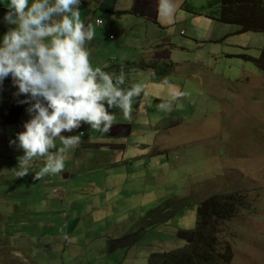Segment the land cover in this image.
Listing matches in <instances>:
<instances>
[{
	"label": "rangeland",
	"instance_id": "1",
	"mask_svg": "<svg viewBox=\"0 0 264 264\" xmlns=\"http://www.w3.org/2000/svg\"><path fill=\"white\" fill-rule=\"evenodd\" d=\"M210 1L187 0L183 11L189 20L177 21L174 29L170 27L166 35L165 31L161 32L154 26L153 21L136 13L134 3H128V0L117 4L104 0L91 8L88 0H81L79 8L81 20L94 32L93 38L86 42L93 67L111 72L113 65L123 63L126 66V61H130L129 66L137 71L139 68L135 64L142 60L146 64H158L153 75L148 71L134 74L140 80L158 81L161 91L148 102L146 100L150 96L145 94L141 107L146 105V116L141 114L138 120L144 122L145 119L151 126L144 125L140 135L134 132L125 141L129 142L125 143V151L128 157H132L137 146L134 142L147 141L146 131H151L157 124L162 131L155 129L154 138H163V144L157 149L164 150L167 155L147 149L151 156L137 158L149 162L151 181L147 179L143 183L146 187L144 194L134 198L132 212L136 216L129 222L132 226L139 223L145 229V224L161 216L169 206L170 201L163 200L183 191L184 194L179 196L181 201L189 198L191 202L190 207L178 211L168 223H161L157 229H145L144 237L150 246L147 248L138 241L135 248L144 247L153 253L182 247L184 240L190 241L193 237L191 231L195 226L196 210L202 203L214 195L241 192L248 193L244 209L223 224V235L217 237V249L225 251L229 246L232 255L226 257L230 261L227 264H264V72L253 62L260 56L264 35L241 31L233 23L210 19L209 15L219 14L220 0H216L215 5H210ZM4 7L5 0H1L0 10ZM86 10L90 11L88 15L83 12ZM146 50H160L162 53L159 59L153 53L149 62L150 55L145 54ZM155 60L158 63L152 62ZM139 84L143 85L144 81ZM10 96L13 103L20 98L14 92ZM159 99L165 107H159ZM140 102L134 99L133 103ZM163 109L167 110L166 120L160 115ZM172 110L174 112L170 115ZM115 116L126 118L121 113ZM129 129L135 131L132 126L122 124L120 132ZM85 131L87 134L84 132L83 137L93 140V145H82L81 148L77 144L67 148L63 153V168L48 179L52 184L63 182L65 186L69 182L71 190L77 188L75 193L83 201L78 204L70 203L74 199L71 196L63 204L61 200L45 195L43 192L48 191L44 187L45 182H37L34 178L32 183L18 179L15 174L21 150L0 148V264H4L1 261L4 251L13 256V260L6 264H18L14 246L21 238L45 233L67 235L64 228L59 231L61 226L54 222L62 223V217L67 215L73 228L78 214L86 207L84 202L99 198L96 194L93 195L95 197L85 196L88 200L82 198L87 184V192L97 190V193L105 194L103 191L110 189L113 182L121 180V173L112 174L115 170L124 171L119 166L121 163L103 168L92 164L100 156L97 150L105 149L113 157L115 152L110 149L111 144L122 143L126 139L124 134L114 135L109 144L99 138L97 130ZM54 143L55 148L64 147L59 137ZM89 154L93 155L92 161H88ZM45 162L44 157H33L26 175L34 174ZM32 208L36 210L31 211ZM39 208L44 211L36 213ZM116 211L119 219L120 207ZM36 219L43 221L40 226L43 229L35 228ZM2 222L8 231L1 229ZM20 222L27 225L26 230L33 233L32 236H26L15 228ZM182 231L183 237L178 235ZM69 235L76 236L74 228ZM3 243L10 244L12 248L4 247ZM134 243L135 240L130 244L126 242L122 250L127 251L117 264H144L143 259L134 255ZM139 251L143 255V250ZM40 261L37 259L38 263ZM25 264H32V261L26 260ZM152 264H156L154 259Z\"/></svg>",
	"mask_w": 264,
	"mask_h": 264
},
{
	"label": "clouds",
	"instance_id": "2",
	"mask_svg": "<svg viewBox=\"0 0 264 264\" xmlns=\"http://www.w3.org/2000/svg\"><path fill=\"white\" fill-rule=\"evenodd\" d=\"M107 1L115 3L114 0ZM159 3L161 12L169 14L172 12L173 7L170 0H159ZM80 4L81 0H5V7L0 10L3 13L0 15V25L3 26L0 31V87L3 86L5 79L10 80L15 89L14 95L23 96L16 102L27 105L25 112L28 114V119L18 125L19 131L14 135L15 139L5 143L2 142L6 136L7 127L0 126V148L21 150L22 155L18 157L17 163V175L23 176L25 179L30 176L39 179L48 177L49 179L63 168L65 150L77 144L80 147L83 145V141L87 140L83 137L84 132L86 133L85 129L88 131L97 130V133L100 134L99 138L111 144L109 142L111 137L126 133V131L122 133L120 129H116L117 123L120 126L122 124L132 126L135 131L127 130L129 136L123 137L126 139L122 143L111 144L110 149L115 152L112 153L113 157H110L105 149H93L105 154L106 157L99 162L96 161L99 156L96 157L92 166L103 168L106 165L116 166L121 163L119 166L124 169V171L115 170L112 173H121V180L110 185L111 188L107 190L109 194H98L99 198L94 199L105 198V203L102 201L105 204L104 208L90 215L84 211L79 213L73 225L76 236H70L66 232L67 227L59 228V231L64 228L67 233V235L61 233L64 237L63 242L67 246L70 243L77 246V264H84L88 257H91V264H117L118 259L110 252V248L122 250L121 247H124L126 242L130 244L133 240H135L134 249H136L138 241L143 242L147 248L150 246L149 240L144 237L146 228L153 229L150 222L145 224L146 228L144 229L139 223L132 226L129 221L136 216L132 212L134 198L144 194L146 187L143 183H146L147 179L151 181L149 162L146 159L138 160L137 158L151 156L147 149L158 150L167 155L164 150L157 149L158 145L163 144L162 136L154 138L155 133H153L155 129L162 131V128L156 124L151 131H146L147 141L134 142L137 146L132 157L126 155L125 143L129 142L125 141L134 132L142 134L144 125L145 127L151 126L145 119L144 122L138 120L139 115L145 114L146 105L141 106H143L145 97L143 91L147 82L150 81L151 84L148 95L152 100V96L161 91L158 81L145 78L140 80L134 74L148 71V74L153 75L158 64L150 65L142 60L135 64L136 68H139L137 71L133 70L134 67L129 66L130 61H126L128 63L126 66L123 63L113 65L111 72L104 71L101 67H93L86 42L93 38L94 32L90 25H86L81 20ZM183 5L184 3L180 6L182 9ZM185 5L187 6V4ZM99 22L102 23V20L99 19ZM153 53H156L155 57L159 59L162 52L146 50L145 54L150 55L149 62H151ZM122 60L125 61V59ZM152 62L158 63L157 60ZM141 81H144L143 85L139 84ZM134 99L142 102L133 103ZM148 101L147 99L146 102ZM158 104L159 107H165L162 99H159ZM140 107L141 109H139ZM114 108L119 110L115 115L121 113L126 118L116 117L112 112ZM173 112L174 110L169 114L171 115ZM160 115L166 120L167 110L163 109ZM74 132L79 134H63ZM58 137L63 148H55L54 142ZM126 156L128 159L124 160ZM33 157H44L46 162L34 174L26 175ZM68 184L70 183L68 182ZM111 191H113V198ZM43 193L53 196L56 200H61L63 204L70 197L60 193ZM183 194L184 191L170 196L172 199L164 200L170 201L169 206L165 209V215L177 210L178 207L191 204L189 198L187 201H181L179 196ZM89 195L91 194L87 193L85 196ZM85 196L82 198L86 199ZM71 197L74 199L70 203H74L73 201L77 204L83 202L79 196L73 194ZM112 204L113 209L110 210ZM118 207L123 209L119 219L115 215ZM41 211L44 209L39 208L36 213ZM158 218L160 217L153 220L161 219ZM67 222L68 225L71 224L70 218L68 219L65 215L62 217V223L61 221L54 223L62 226ZM87 222L93 223V230L92 225H87ZM42 224V220L36 219L35 228H41ZM5 227L6 224L2 222L1 229L4 230ZM93 232L99 233L94 235ZM183 233L184 231L179 232L178 235L182 236ZM25 235L32 236L33 233L28 232ZM176 249L161 252L169 254ZM139 250H143V255ZM126 251L127 249H123V255ZM150 253L151 251L148 252L143 247L136 249L134 255L143 259L144 264H152L153 259L156 264H159L155 256L160 252ZM231 255L232 251L230 250ZM2 256L1 261L4 264L13 260V256L6 251L2 253ZM17 263L23 264L19 262V259Z\"/></svg>",
	"mask_w": 264,
	"mask_h": 264
},
{
	"label": "crops",
	"instance_id": "3",
	"mask_svg": "<svg viewBox=\"0 0 264 264\" xmlns=\"http://www.w3.org/2000/svg\"><path fill=\"white\" fill-rule=\"evenodd\" d=\"M90 2V8L93 7V5L97 2H102L104 0H88ZM107 1V0H105ZM121 0H114L115 4ZM99 3V4H100ZM128 3H134L133 9L136 13L140 14L141 16H144L148 18L149 20L153 21L154 26L158 27L161 32L165 31V35L168 34L169 28L172 27V30L174 29V25L176 22H180L183 20H189L188 16L185 15L183 11L184 7L187 4V0H170V3L172 4L173 10L169 14L167 12H161L160 10V3L159 0H128ZM182 7H180L182 4ZM85 15H88L90 11H83ZM3 13L0 12V15ZM3 29V27L0 25V31ZM164 41V40H163ZM152 73V71H150ZM151 84L150 81L147 82L145 85L144 89V96L145 94L148 95V91L150 90ZM15 92L14 87L11 85L10 80H6L3 83V86L0 87V126L3 128H6V136L4 137V140L2 143L7 142L8 140H14L15 139V134L19 131L18 130V125L22 124L23 121L28 119V114L25 112V108L23 107L22 104H18L16 100L13 103V99L10 96V93ZM149 96V95H148ZM23 96H20L19 99H22ZM3 100L5 102H3ZM148 100H152L151 97H148ZM112 112L115 114H118L119 110L112 109ZM22 120V121H20ZM117 123V122H116ZM116 129H121V126L117 123L116 124ZM74 131V130H73ZM76 131V130H75ZM64 135H72V133H63ZM129 136V133L126 131L124 133L123 137ZM93 140L87 139L86 141H83V145L92 146ZM83 146L81 145V148ZM93 154V152H91ZM100 156L97 158V162L101 161L103 158L106 157L105 154H101L98 152ZM89 160H93V155L89 154L88 155ZM18 179L21 180H28L29 183L31 182V179L34 178L30 176L29 178H24L23 176L15 174ZM37 179V182H45L44 187L47 189V193H54V194H64L66 197L72 196L73 194L75 196H78V194L75 193L77 191V188H73L72 190L70 189V184L68 186L63 183H55L52 184L48 181V177L46 178H34ZM33 189V188H32ZM89 189V185L87 184L86 187L84 188L83 195L85 196L87 193L91 194L92 196L96 194L100 195H108L109 194V189H107L105 194L104 193H97V190H93L90 192H87ZM87 192V193H85ZM93 196V197H95ZM111 197L113 198V191H111ZM87 199V198H86ZM88 200V199H87ZM76 203L75 201H73ZM86 204V207L84 209V212L90 215L91 213H94L96 211H99L100 209L104 208L105 204L102 202V199L99 200H93L92 202L84 203ZM34 206V204H32ZM35 208H32L31 211H35ZM123 213V209H120ZM60 212V211H56ZM87 225H92V230L93 228V223L87 222ZM54 226L53 224H51ZM27 225L25 223L20 222L17 227H15L17 230H21L24 234H27L26 230ZM61 227H67V233H70V231L73 229L71 228V224L68 225L67 223H64ZM4 231H8L7 227L4 228ZM99 232H93L94 235L98 234ZM94 238V237H92ZM64 237L62 235L60 236H54L50 233H45L42 236L38 237H24L19 239L17 244L14 246L15 250L17 252V258L19 259V262H22L25 264V261H32V264H77L76 257L78 255V250L76 247L70 243L68 246L66 243L63 242ZM4 247H11L10 244L3 243ZM33 247V248H32ZM123 248V247H121ZM110 252L115 256L116 259H119L120 257L123 256V250H112L110 248ZM91 257H88L85 261L84 264H91ZM37 259H40L41 261L38 263ZM2 260V259H1Z\"/></svg>",
	"mask_w": 264,
	"mask_h": 264
},
{
	"label": "trees",
	"instance_id": "4",
	"mask_svg": "<svg viewBox=\"0 0 264 264\" xmlns=\"http://www.w3.org/2000/svg\"><path fill=\"white\" fill-rule=\"evenodd\" d=\"M216 0H211L210 5H215ZM218 15H209L210 19L223 23H233L241 28V31L261 32L264 35V0H220ZM193 14H195L193 12ZM2 26V25H1ZM3 27V26H2ZM255 66L264 72V45L260 56L253 60ZM246 195L241 192L233 194L214 195L208 201L202 203L196 210L193 237L190 241L184 240L182 247L172 253H156L155 258L159 264H226L230 261V248L218 251L217 237L223 235L222 226L230 216L244 209ZM166 199H172L168 196ZM164 199V200H166ZM163 200V201H164ZM180 206V205H179ZM184 205L170 214L159 216L160 220L150 222L152 228L160 223H168L178 211L190 207ZM164 220V221H163ZM137 222V221H136ZM146 230H148L146 228ZM145 231V230H144Z\"/></svg>",
	"mask_w": 264,
	"mask_h": 264
}]
</instances>
